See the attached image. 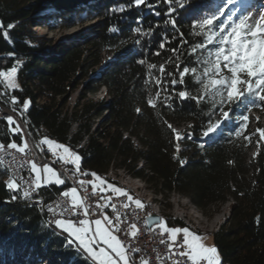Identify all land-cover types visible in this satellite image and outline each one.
I'll use <instances>...</instances> for the list:
<instances>
[{"label":"trees","instance_id":"trees-1","mask_svg":"<svg viewBox=\"0 0 264 264\" xmlns=\"http://www.w3.org/2000/svg\"><path fill=\"white\" fill-rule=\"evenodd\" d=\"M208 4L209 0H190L180 8L174 3L171 6L177 11L167 16L169 5L164 0H147L140 7L133 6V0H0V32L7 33V37L0 35V69L16 67L19 85L18 90L0 97V103L21 113L23 104L31 101L21 117L30 141L49 138L68 145L81 154L82 171L104 178L115 163L156 193L177 192L203 212L232 199L228 219L212 234L222 264H264V140L252 129L249 115L264 112V107L250 106L247 96L240 104L226 106L224 110L232 113L230 120L204 138L208 125L221 119L218 109L210 118L211 106L192 99L174 97L171 108L159 101L155 109L146 103L157 90L147 79L149 65L165 66L173 73L176 63L181 68L191 66L186 53L200 39L190 35L194 32L191 25ZM213 6L219 7V0ZM231 7L243 13L240 1ZM95 19L100 21L94 33L56 43L34 29L71 28ZM170 19L176 20L175 28L167 23ZM162 38L168 41L164 49L159 47ZM183 40L188 43L178 47ZM165 79L171 93L167 73ZM185 83L196 95L198 85L192 77ZM80 85L76 104L66 108L70 94ZM181 88L177 84L175 91ZM102 89L101 98L88 97ZM12 97L20 101L15 107ZM243 115L249 120L238 137L235 133ZM181 123L189 126L180 132L184 139L177 151L175 131L167 125ZM73 124H77L74 133ZM15 126L0 118V142L22 145L24 135H12ZM255 146L257 154L248 157ZM7 175L0 171V264H87L65 244V234L56 235L48 226L40 208L12 200ZM66 187L67 180L62 187L40 190L46 200H52ZM166 222L186 226L177 219Z\"/></svg>","mask_w":264,"mask_h":264},{"label":"snow or ice","instance_id":"snow-or-ice-1","mask_svg":"<svg viewBox=\"0 0 264 264\" xmlns=\"http://www.w3.org/2000/svg\"><path fill=\"white\" fill-rule=\"evenodd\" d=\"M164 2L169 5L166 15L172 16L177 9L171 5L175 3L180 8H185L190 0H164ZM233 3H239V0H219V7L213 6L215 0H209L206 8L197 13L198 20L191 25L194 32L190 35H195L200 39L193 42L186 53L191 57V66L185 64L181 68V64L176 63L174 73L168 72L165 66L159 68L156 65L148 66L147 79L157 89L154 96L146 99L149 107L155 109L159 101L164 107L171 108L170 101L175 97L179 100L192 99L197 104L210 105L212 108V111L208 113L210 118L217 114V109L219 110L218 114L221 119L208 125L203 132L204 138L216 133L224 122L230 120L232 113L224 110L226 106L240 104L242 99L247 96L250 106L264 107V103H262L264 102V11L258 14L255 21H251L247 12L238 14L237 9L231 7ZM146 4L147 0H133L135 7ZM124 10L120 9V11ZM167 23L173 28L176 27L175 19H170ZM0 28H3L2 24H0ZM0 35L7 37L6 32H0ZM180 35L183 37L182 33ZM167 43L168 41L162 38L160 49H164ZM187 43V40H183L178 47H183ZM172 52L174 55L177 54L176 49H172ZM155 54L159 55V52ZM153 72H157L159 75L153 76ZM165 73L171 77L170 84L173 89L171 93L168 92L169 82L165 79ZM17 74L16 67L9 71L0 69V97L10 95L12 91L18 90ZM187 77H192V82L198 85L195 89L196 95H192L193 90L187 87L185 83ZM177 84L182 86L179 91H175ZM10 103L15 107L20 101L12 97ZM30 104L31 101L23 104L21 115L23 112H27ZM248 120L247 115L242 116V123L235 133L236 136H241L246 130ZM6 123L9 126L16 125L11 128L13 136H22L23 130L15 119L6 118ZM167 127L171 129L172 125L168 124ZM257 131L261 140H264V129ZM175 136L176 150L180 151L179 141L184 137L179 132H176ZM245 139L250 140L251 137L246 136ZM39 145L46 146L47 151L63 165L72 166L73 176L69 179L74 178L79 186H71L68 190H62L60 193L62 198L54 204L47 205V210L54 217H58L52 221L55 228L59 230L55 234H66L64 235L65 244L80 253L87 264H136L133 254L139 250L130 248L121 239L120 225L127 221L122 219L113 200L126 198V202L119 205L123 209H129L132 205H135L137 209H143L145 205L140 200L134 199L129 192L107 182L100 175L82 171V157L70 147L51 139H42L39 141ZM9 150L24 155H28L30 152L26 140L22 141V145L11 141L7 148L0 142V171H6L4 166L10 164V161L5 159L10 154ZM41 151H44L43 147H41ZM23 166L22 164L21 167ZM67 171L65 169V172ZM81 176H91L92 179H81ZM65 183L66 180L62 178L61 172L57 169L52 166L41 168L32 162L29 165L28 180H25L23 176L19 178V182L13 178L6 187L13 192L20 193V198L31 200L41 188H49L53 185L62 187ZM89 187L93 197L101 198V202H97L94 206L100 212V218H89L92 205L88 203L87 197L81 194L82 192L87 193ZM109 192L112 194L111 196L107 195ZM16 198L14 196L13 200ZM105 209H110L115 213V217L112 218L105 214ZM91 214L95 215L96 213L91 212ZM71 217H77V219ZM149 219L152 218L149 217ZM156 224L161 229L160 234L168 236V240L162 241L169 245L168 252L171 255L166 259H171L172 256L182 258L173 261V264H222L218 249L214 246H206L205 238L202 235L192 232L187 227L170 228L166 221L157 220ZM129 234L133 238L137 235L135 223L131 224L123 233L125 236ZM139 264H149V261L140 258Z\"/></svg>","mask_w":264,"mask_h":264},{"label":"rangeland","instance_id":"rangeland-1","mask_svg":"<svg viewBox=\"0 0 264 264\" xmlns=\"http://www.w3.org/2000/svg\"><path fill=\"white\" fill-rule=\"evenodd\" d=\"M261 1H263V0H260V2ZM240 3L244 4V0H241ZM248 15H250L251 21H255L257 19L256 17H255L256 18L255 19L253 16V15H255V12H254V14L249 13ZM99 21L100 20H98V19L90 20V21H83L77 25H74L71 28H56L53 30H49V29H46L43 27H35L34 29L39 34H41V35H43L49 39H53L54 42L56 43L59 40L76 39V38L82 37L81 35L84 36V35L94 33L97 30ZM106 57H107V55H105L103 57V59H105ZM17 85H18V80H17ZM18 87H19V85H18ZM80 89H81V85L79 86V88H77V90H75L74 92H72L70 94L69 101L66 105V108L67 107H69V108L74 107V105L76 104L78 93H79ZM104 94H105V92L102 89L97 95L91 94V95H88V97L91 99H97V98H101ZM249 115H250V118L252 120V129L258 133V131H257L258 129L264 128V112L251 111V112H249ZM10 118H13V117H10ZM13 119H15V118H13ZM17 123L19 124L18 121H17ZM19 126L21 127L20 124H19ZM188 126H189V123H181L179 126L174 125L172 127H173V130L175 131V133L176 132L180 133L181 131L185 130V128ZM21 129L23 130L24 140H26L25 139V131H26L25 127L24 128L21 127ZM76 130H77V124H73V126L71 128V132L74 133ZM44 139H49V138H44ZM53 141H55V140H53ZM132 141H134V143H136V141L134 139H132ZM29 142H31L30 139H29ZM55 142H57V141H55ZM57 143H59V142H57ZM82 143H84V141H82L80 143V145ZM63 145L68 146L66 144H63ZM42 147L44 148V152H45L44 154H46L47 159L62 164L61 161L57 160L49 152L47 153L45 151L46 146H42ZM73 151L81 156V154L79 152H77L76 150H73ZM257 151H258V146H255L249 152L248 157L254 158L255 155L257 154ZM141 163L142 162L139 163V166L141 165ZM37 166H39V165H37ZM44 166H52L53 168L57 169L54 165H52L50 163L43 165V166L41 165L39 167L42 168ZM105 174H107L110 178H106L107 176L106 177L103 176L104 177L103 179H105L107 182L112 183L113 185H115L117 187H120V188L126 190L127 192H129L130 195L133 196L134 199H138V200H141V198H146L147 200L150 199L149 201H150L151 205L158 206L163 213H165V214L167 213V215L177 217L178 220L182 221L186 225V226H183V225L169 226L167 223L168 227H170V228L187 227L191 230L192 228H190L187 224H191V226L194 225L197 228V232H194V233L200 234L205 238L204 242H205L206 246L216 247L212 234L215 233L216 231H218L220 229V227L228 219V217L231 213L230 212L231 205L233 204L232 199H230L228 202H226L224 204H221L220 206H208L205 209V212H203L201 209H199L197 206H195L189 198H187V197H185V196H183L177 192L156 193L152 188H150V186L144 180L133 176L132 172H129L124 167L118 168V166L115 163L111 164L107 173H105ZM61 175H62V178H64L66 180V178L64 177V175L62 173H61ZM81 178L85 179L83 177H81ZM90 179H92V178H90ZM90 179H85V180H90ZM109 180L114 181L117 184L110 182ZM31 205H33V204H31ZM162 221H166V219H163ZM52 230H54V229H52ZM140 258H142V256L136 257V260L139 261Z\"/></svg>","mask_w":264,"mask_h":264},{"label":"built area","instance_id":"built-area-1","mask_svg":"<svg viewBox=\"0 0 264 264\" xmlns=\"http://www.w3.org/2000/svg\"><path fill=\"white\" fill-rule=\"evenodd\" d=\"M15 118L21 127L24 128L23 121L21 120V113L17 110H11L6 108L4 105L0 103V118ZM25 139L29 144L30 152L28 155L15 153L13 150H9L10 154L5 157L8 161H10V165L12 167V172L14 178L19 182V178L21 176L24 177L25 180L29 178V165L32 162H35L39 166L46 165L48 163L54 165L66 178L69 183V187H66L64 190H68L71 186L79 187L76 184L75 179H69V177L73 176L72 166H65L60 163L54 162L52 160L47 159L44 151H41V147L39 145V141L37 142H29V136L25 132ZM7 148L6 143H3ZM27 161V163H25ZM24 165L21 167V165ZM65 169L68 171L65 172ZM81 178V177H80ZM82 179V178H81ZM30 182V181H29ZM91 188L89 187L88 192L81 194L87 197L88 203L92 205V209L90 210V219L100 218L101 214L98 210L95 209V204L97 202H101V198L99 196L93 197L91 193ZM61 193V192H60ZM60 193L52 200H46L45 196L42 194L41 190L37 194H34L31 200H25L20 198V193H17V198L15 199L28 202L30 204L38 206L43 212H46V219L50 225H54L52 221H54L58 217H54L48 210L47 205L54 204L57 200L61 199ZM107 195L111 196L112 194L109 192ZM42 201V203H40ZM126 202V198L122 197L120 199H114L113 203L117 205L118 211L121 213L122 219H126V223L121 224V239L130 246V248L138 249L139 251L134 253L133 255L143 256L145 259L149 261V264H173V261L182 259L178 256H172L171 259H166V257L171 254L168 252V244L162 243V241L168 240L167 234L161 235V229L157 224H154L151 228L147 227V216L151 213H148L146 208L137 209L135 205H132L129 209L120 208L119 205L121 203ZM91 212H95V215H92ZM105 214L114 218L115 213H113L110 209L104 210ZM72 219H77V217H71ZM135 223L137 225V235L133 238L130 234L125 236L123 233L127 231L131 224ZM192 230V229H191ZM193 231V230H192ZM194 232V231H193ZM182 240V237L180 238ZM182 250V249H181Z\"/></svg>","mask_w":264,"mask_h":264},{"label":"bare ground","instance_id":"bare-ground-1","mask_svg":"<svg viewBox=\"0 0 264 264\" xmlns=\"http://www.w3.org/2000/svg\"><path fill=\"white\" fill-rule=\"evenodd\" d=\"M259 5H258V8L256 9V11H255V14H256V18H258V14L260 13V12H262V11H264V0L263 1H261V2H259L258 3ZM26 129V128H25ZM26 132V131H25ZM81 145H83V143L81 144ZM6 159V158H5ZM7 160V159H6ZM5 168H6V171H7V173H8V176H7V183H9L10 182V180L11 179H13L14 178V175H13V172H12V167H11V165L9 164V165H5L4 166ZM104 176L106 177V178H110L107 174H104ZM11 191V190H10ZM129 191V190H128ZM13 194H12V200H13V197L15 196V197H17V192H13V191H11ZM135 193V192H134ZM133 194V193H132ZM139 196V195H138ZM149 199V198H148ZM150 200V199H149ZM149 200H147L146 198H141V202L145 205V207L144 208H146L147 210H148V213H156V214H159L160 216H161V221L163 220V219H166V220H168V219H174V220H176L177 219V217H173V216H171V215H167V213L165 214V213H163L162 211H161V209L158 207V206H155V205H151V203H150V201ZM14 201H16V200H14ZM158 203V202H157ZM45 214H46V212H44ZM178 220V219H177ZM47 224H48V226L50 227V228H52V229H54L55 231H57L56 230V228H55V226L54 225H50L48 222H47ZM190 228H192L193 229V231L194 232H197V228L194 226V225H192L191 226V224H187ZM58 232V231H57ZM205 233V232H204Z\"/></svg>","mask_w":264,"mask_h":264},{"label":"water","instance_id":"water-1","mask_svg":"<svg viewBox=\"0 0 264 264\" xmlns=\"http://www.w3.org/2000/svg\"><path fill=\"white\" fill-rule=\"evenodd\" d=\"M149 217H151L152 219L150 220ZM146 220H147V227L151 228L154 224H156L157 220L161 221V216L159 214L152 213L147 216Z\"/></svg>","mask_w":264,"mask_h":264},{"label":"crops","instance_id":"crops-1","mask_svg":"<svg viewBox=\"0 0 264 264\" xmlns=\"http://www.w3.org/2000/svg\"><path fill=\"white\" fill-rule=\"evenodd\" d=\"M57 231H59V230H57ZM66 235V234H65Z\"/></svg>","mask_w":264,"mask_h":264}]
</instances>
